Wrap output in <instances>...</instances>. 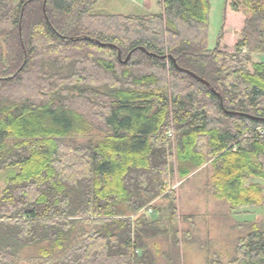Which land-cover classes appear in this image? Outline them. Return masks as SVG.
<instances>
[{"label":"trees","instance_id":"16d2710c","mask_svg":"<svg viewBox=\"0 0 264 264\" xmlns=\"http://www.w3.org/2000/svg\"><path fill=\"white\" fill-rule=\"evenodd\" d=\"M98 1L0 0V264L27 247L41 264H155L149 240L190 233L175 161L181 178L210 161L233 211L264 201V0H227L234 26L215 47L209 0L147 15L93 13ZM208 262L264 264V230Z\"/></svg>","mask_w":264,"mask_h":264},{"label":"rangeland","instance_id":"374dc122","mask_svg":"<svg viewBox=\"0 0 264 264\" xmlns=\"http://www.w3.org/2000/svg\"><path fill=\"white\" fill-rule=\"evenodd\" d=\"M209 2V45L210 47H215L218 36L223 30L225 23L226 28L231 29L234 26V21L231 18H228L227 22L225 21L227 0H209ZM150 4L148 3L145 9H143L134 0H99L93 6L92 12L147 15L163 10V6L159 0H152L151 8L149 7L151 6ZM233 36H236V34L234 33ZM253 61H264V55L254 54ZM95 134H97V131L89 126L86 133H76L75 138L78 141H84L87 136ZM174 166L171 188L176 192L178 210L180 215H182V223L179 228L183 231L191 228L193 234H195V231L197 232L194 236L181 235L180 242L168 234L153 237V245H151V248L155 251L157 264H166L165 256L169 254L173 256L172 259H174L176 264H205V261H201V258H199V253L196 256V262H194L193 257L195 255L192 249V241L200 246H204L207 252L213 249L221 251L223 261L225 263L229 262L236 254L238 240L244 239L255 227L264 230V201L254 207H245L233 211L234 209L231 208L229 203L219 198L212 189V174L214 168L210 161L200 168L192 169L193 172L184 178H181L179 175V162L175 161ZM9 171L4 169L0 174L1 189L6 188L8 185L11 174ZM259 181L264 185L263 180ZM166 202L167 200L162 199L158 201L157 199L154 203L165 204ZM141 212H146L150 219L154 220L159 218V213L151 206ZM185 214H193V220L199 216L196 219L199 224L196 230H193V227L190 226L191 221L183 218ZM206 224H211V229ZM88 228L91 229L90 226ZM163 228H168V225L164 223ZM210 232L211 238H213L212 240L215 237L217 239L218 246L216 248L214 246L215 243L209 242ZM163 254L166 255L164 256ZM22 256L24 259L16 264H41L42 258L40 259L38 257V251L35 247L25 248ZM217 259L220 260L219 257ZM206 264H209V262Z\"/></svg>","mask_w":264,"mask_h":264},{"label":"crops","instance_id":"0c3cea01","mask_svg":"<svg viewBox=\"0 0 264 264\" xmlns=\"http://www.w3.org/2000/svg\"><path fill=\"white\" fill-rule=\"evenodd\" d=\"M134 1H136V4L137 5H139L140 7H142L143 9H145V6L148 4V3H151L150 5L151 6H149L150 8L152 7V0H134ZM193 172V171H192ZM213 174H214V169H213ZM213 174H212V178H213ZM213 180V179H212ZM160 200H162L161 198H159L158 199V201H160ZM239 211H241V210H239ZM151 212H153V211H151ZM193 215V214H192ZM199 218V216L198 217H195L194 218V220L192 219L191 220V223H190V226L191 227H193L192 229L194 230H196L197 228H198V221H196V219H198ZM255 223V222H254ZM253 223V225H255ZM240 224V223H239ZM239 224H238V226H239ZM207 226H211V224H206ZM187 229V228H186ZM210 229H211V227H210ZM187 230H189L190 231V233H189V236H194L195 234H196V232L197 231H195V234H193V232H192V230H191V228H188ZM206 237H208V236H206ZM191 238V237H190ZM213 238H211V232H210V234H209V242H211V243H215V248L218 246V244H217V239H216V237L214 238V240H212ZM239 241V240H238ZM153 243V240H149V244H151V245H153L152 244ZM182 243V242H181ZM180 243V244H181ZM237 244H238V242H237ZM237 244H236V249H237ZM151 245H150V247H151ZM192 245H193V247H192V249H193V253H194V255H195V257H193L194 258V262H196V256L198 255V253L200 254V255H198L199 256V258H201V261H205V264L208 262V260L211 258V257H214V256H217V257H219V259L222 261V262H225V261H223V259H222V256H221V254H222V252L221 251H219V250H216V249H213V250H210V251H206L205 250V247L204 246H200V245H198V244H196L194 241H192ZM195 245V246H194ZM152 249V248H151ZM153 250V249H152ZM153 253H154V256H155V264H157V258H156V254H155V251L153 250ZM166 254H167V252H166ZM166 254H163L164 256L166 255ZM235 256V255H234ZM173 258V256H171V254H169V255H166L165 256V261H166V264H176L175 262H174V259H172Z\"/></svg>","mask_w":264,"mask_h":264},{"label":"water","instance_id":"95a60500","mask_svg":"<svg viewBox=\"0 0 264 264\" xmlns=\"http://www.w3.org/2000/svg\"><path fill=\"white\" fill-rule=\"evenodd\" d=\"M131 55H132V52L129 53V55L127 56V58L124 60V62H127L130 58H131ZM122 56V52L119 51V58H121ZM178 67V70L182 71V72H185L189 75H191L192 77L196 78L197 80H199L200 82L204 83L206 86L210 87L212 90H214V88L211 87L210 83L205 80L204 78L200 77L199 75H197L195 72L189 70V69H186V68H183L179 65H177ZM220 99H221V95L218 93ZM222 100V99H221ZM228 113L230 114H238V115H245V116H248V117H251V118H256L255 116L253 115H250V114H247V113H242V112H237V111H227Z\"/></svg>","mask_w":264,"mask_h":264},{"label":"built area","instance_id":"2783aa9c","mask_svg":"<svg viewBox=\"0 0 264 264\" xmlns=\"http://www.w3.org/2000/svg\"><path fill=\"white\" fill-rule=\"evenodd\" d=\"M170 135L172 136V135H173V132H171ZM151 211H152V210H151Z\"/></svg>","mask_w":264,"mask_h":264}]
</instances>
